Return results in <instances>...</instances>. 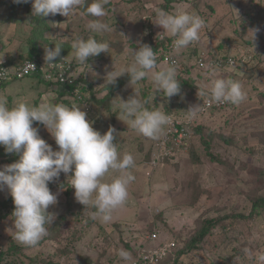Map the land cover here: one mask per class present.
I'll return each mask as SVG.
<instances>
[{"label":"rangeland","instance_id":"374dc122","mask_svg":"<svg viewBox=\"0 0 264 264\" xmlns=\"http://www.w3.org/2000/svg\"><path fill=\"white\" fill-rule=\"evenodd\" d=\"M11 1L0 0V55L4 47L13 54L17 50V53L0 64L9 59L14 60V64L22 62L19 56L27 55V42L33 31L38 26L45 27L48 29L40 41L41 64L48 65L44 60L45 47L54 50L55 43H61L63 39L62 46L67 51L62 60L54 63L65 68L72 84L82 79L92 87L81 82L78 90L84 88L81 90L83 100H78L72 92L63 93L66 85L52 83L48 86L36 78L27 77L10 80L0 89V97L6 98L9 106L21 98L33 105L48 99L52 103L80 106L94 129L101 134L110 126L116 129L114 142L118 144L121 156L130 153L134 157L135 168L130 171L135 180L128 186L125 203L113 211L110 221L104 222L99 216L92 219L93 207L85 209L76 201L75 189L68 183L74 171L61 173L58 179L49 183L50 190L58 194V203L48 209L56 214V219L48 226V235L32 247L13 238V199L6 206L0 204V252H6L14 240L23 249V253L16 257V264H134L138 248L174 243L176 247L171 249L173 253L168 260L158 264H219L223 258L229 257L234 258L233 264H259L257 257L264 254V217L247 221L232 216H249L254 195L264 196V141L256 135L264 131V0H108L105 5L107 14L99 19L108 23L113 31L103 34L92 33L87 28L90 20L97 19L84 11L92 0H87L84 7L77 8L68 18L60 14L33 16L34 0H30L29 8L19 7L10 17L13 11ZM180 8L201 16L205 21L199 41L179 51L172 48L167 54L169 62H179L177 78L191 80L183 94L167 98L155 90L151 79L146 78L134 86L129 83L119 91L111 109L99 104L98 94L105 95L101 88L106 85L105 77L114 66L116 70L126 67L133 59V49L144 43L153 48L160 34L172 37L155 24L156 11L163 9L171 13ZM255 28L260 30L253 40L250 31ZM90 35L100 41L106 40L110 52L90 56L87 64H80L71 44L78 37L87 39ZM202 52L209 56L208 62L233 57L237 66H200L196 59ZM156 55L157 61L163 57V61L157 62L159 68L169 66L162 51ZM215 78L240 81L247 91V99L238 105L227 103L222 109L200 112L194 119V126L204 127L203 133L194 131V153L201 163L194 162L187 152L162 168L151 166L152 150L163 134L159 139L146 138L128 126L127 121H122V116L121 120L119 115L114 116L113 113L119 110V98L126 101L134 96L136 87L140 90L141 100L145 101L143 94L148 92L152 105L157 97L159 108L167 115L185 118V110L197 104L202 106L204 99L210 97L207 93ZM199 88L205 93L200 97ZM33 126L38 127L39 135L52 145L53 150H59L44 125L35 122ZM204 140L210 142L211 153L224 163L211 160ZM10 154L14 156L16 153ZM14 162L17 161H3L0 169ZM119 174L110 170L102 178L103 182H110ZM62 182L64 187L60 186ZM195 186L202 190L196 202ZM9 196L7 188L0 191V202ZM222 217L227 220L226 229L220 224L197 249L176 255L185 249L201 221ZM54 224L60 228L59 235L52 238ZM121 248L131 254L129 260L119 256Z\"/></svg>","mask_w":264,"mask_h":264},{"label":"clouds","instance_id":"9594fccd","mask_svg":"<svg viewBox=\"0 0 264 264\" xmlns=\"http://www.w3.org/2000/svg\"><path fill=\"white\" fill-rule=\"evenodd\" d=\"M27 2L28 0H13L15 4ZM86 3L87 0H34L32 15L47 17L60 14L68 18ZM107 3L108 0H92L84 8L86 15L97 18L87 24L92 33L103 34L113 31L108 23L99 19L106 16ZM155 24L163 28L165 34L174 37L173 48L177 51L199 41L200 32L205 27V21L201 16L183 8L171 13L158 9ZM259 30L255 28L250 31L253 40ZM167 37L160 34L154 44L164 41ZM62 41L63 39L61 43H55L54 50L45 47L46 64L50 66L57 64L54 61L61 55ZM71 48L76 61L80 64H87L90 56L110 52L109 43L106 40L100 41L93 35L87 39L83 37L74 39ZM132 52L133 59L126 67L116 70L114 66V69L107 73L105 77L107 86L115 84L117 78L128 74L132 86L147 78L151 79L155 90L162 92L167 98L181 93L177 66L171 63L175 60L169 62L168 52L162 51L165 61L169 63V66L164 68L158 67L157 55L149 44L144 43ZM198 56L199 54L197 59ZM228 58L234 59L226 57L218 61ZM134 90L135 95L126 101L118 97L120 101L118 118L122 116L124 118L122 121H127L128 126L144 137L159 139L164 134L165 126L171 124L170 116L158 107H147L148 102L140 99V90L136 87ZM204 94L199 88V97ZM207 94L210 96L208 104L238 105L247 99V91L243 84L231 78L213 79ZM203 102L202 106L197 104L185 110L189 122L196 119L204 110ZM86 117L87 113L76 104L68 106L42 99L38 105H33L25 98H21L9 106L6 98L0 97V145L7 153L19 155L17 162L4 165L0 169V191L5 188L10 190L15 205L12 213L15 229L13 238L20 244L36 246L48 235V226L56 219V214L49 212L48 209L50 205L58 203V194L50 190L49 183L58 179L61 173L68 174L74 171L68 183L70 182L71 187L75 189L74 196L78 203L84 205L85 209L89 206L95 209L92 219L99 216L104 222L110 221L113 211L127 200L128 186L135 180L130 171L135 168L134 157L130 153L121 156L118 144L114 142L116 133L114 127L110 126L106 133L101 134ZM35 122L47 128L59 150H53L52 145L39 135L38 127L33 126ZM169 162L174 161H168L167 164ZM110 170L118 171L120 174L110 182H103L102 178ZM119 256L125 261L131 258V254L123 248L119 250ZM257 260L259 264H264V254L257 257Z\"/></svg>","mask_w":264,"mask_h":264},{"label":"trees","instance_id":"16d2710c","mask_svg":"<svg viewBox=\"0 0 264 264\" xmlns=\"http://www.w3.org/2000/svg\"><path fill=\"white\" fill-rule=\"evenodd\" d=\"M171 5H169V6H171ZM10 6H11V9L13 10V11L11 10L12 12H10V17H12L13 13L15 12V10L17 8H19V7H28L29 8L30 7V0H28L27 3H21V4H15V3H13V0H12L11 3H10ZM40 21H42V19L39 20V22ZM47 29L48 28L38 26L33 31L31 37L28 39V42H27V44H28V53H27V55L19 56L22 61L31 60V61L37 62L38 64L41 63L42 51L40 49V41L43 39L44 33H45V31ZM171 47L173 48V38L172 37H167L164 41H159L157 44H154L153 45V50L155 51V53H158V52H161V51L169 52L172 49ZM221 47L222 46H220V48ZM66 51H67V49L62 47L61 55H60V57H57L56 60H62V57L64 56ZM159 60L163 61V57H161ZM159 60L157 62H159ZM218 60H220V59H217V61ZM14 63H15L14 60L9 59V61H7L5 64H0V68L1 67L11 66ZM36 79H38L40 82H45L48 86H50L52 84V83H49V82L45 81L41 75L36 77ZM178 80L181 83V93L178 94V95L181 96L183 94L184 88L188 87L187 84L190 85L191 80H189V79L188 80H184V79H182L180 77H178ZM11 81H16V79L11 80ZM81 82H83L84 84H88L89 88L92 87V84H90V83L86 82L85 80L81 79V80H77L72 85H66V89L64 90L63 93L72 92V94L75 95L74 91L76 89H79V85H80ZM9 83H10V81H7L5 83L0 84V89L5 87ZM129 83H130V76L128 74H124L123 76L117 78V81H116L115 84L108 85V86L107 85L103 86V88H101V90H102V92L105 93V95L100 100H98L97 102L99 104L106 105V107L108 105L107 109H111V103H112L115 95L119 91H121ZM81 90L84 91V88H82ZM81 90H80V92H81ZM63 93H62V95H63ZM143 98L145 99V101L148 102L147 105H146L147 107H149V108H157L158 107L159 108L157 97L155 98V104L154 105H152L149 102L150 98L148 96V92L147 93L145 92V94H143ZM77 99L80 100L79 97ZM113 114H114V116L120 115L119 110L116 113H113ZM36 123H38L39 125L43 126L39 122H36ZM194 131H195V133L197 132V134L203 133L204 127L201 126V125L194 126ZM256 135H259L261 137V139L264 141V131H261V132L257 133ZM204 144L206 146L205 149L207 150V155L210 156L212 161H215V162H218V163H224L223 160L219 159L217 156H214L211 153L210 142H206L204 140ZM189 153H190V156H191V158H192V160L194 162L201 163V159L194 153L193 146L189 149ZM18 159H19V155L18 154H14V156H11V154L7 153L5 151V148L2 145H0V165L3 163V161H12V160L13 161H18ZM60 186L64 187L65 183L62 182V184H60ZM194 190L197 193L196 200H195V202H196L198 200V198L200 197V194L202 193V190L199 188V186H195ZM66 192L68 193V195H70L69 190H67ZM12 199H13L12 196H10L8 199H5L2 202H0V204L6 206V204L9 201H11ZM252 201H253L252 202V210H251V213H250L249 216H245V215L236 216V215H234L232 217L240 218V219L247 220V221H253V219L264 217V196L254 195ZM225 219H226L225 217L214 218V219L208 218V219H205V220L201 221L200 224H199L198 230L196 231L195 235L188 241V243L186 244L185 249H183V250H181L179 252H176V255L180 256V255H182V253H187V252H190V251H193V250L197 249L199 247V244L201 242H204L205 239L209 235H211L213 230L216 227H218L220 224L224 227V229H226L227 228V222H226L227 220H225ZM55 225H58V224H54L52 226V230H51V231H53V237L52 238H55V237H57L59 235L58 234V229L60 228V226L55 227ZM54 228H56L55 229V233L57 235L54 234V230H53ZM22 253H23L22 247L13 240V241H11L9 243V249L6 252H4V251L0 252V264H16V262H17L16 257H18ZM172 253H170V255ZM170 255L166 259H164L162 262H165L166 260H168ZM9 257H12L13 260H10ZM233 259H234L233 257L223 258L221 260V262H219V264H233V262H234Z\"/></svg>","mask_w":264,"mask_h":264},{"label":"built area","instance_id":"2783aa9c","mask_svg":"<svg viewBox=\"0 0 264 264\" xmlns=\"http://www.w3.org/2000/svg\"><path fill=\"white\" fill-rule=\"evenodd\" d=\"M177 67L179 63L177 61H172ZM197 64L200 66L208 67H235L237 62L228 58L226 60H221L217 62H208V55L204 52L200 53L197 59ZM35 65V67H33ZM64 67L61 64L47 65L38 64L34 61L26 60L22 63H17L13 66L0 68V84L10 81L12 79H23L26 77H38L42 76L43 79L49 83H58L62 86L72 84L64 72ZM75 95L79 99H83L80 90L76 89ZM210 97L204 100V110L201 112H207L211 109H221L226 103H211L208 104L207 101ZM203 102V103H204ZM203 105V104H202ZM171 118V124L165 126V131L160 140H158L153 148L151 165L154 168L162 167L167 164L168 161H176L182 154L187 153L194 143L195 133L193 130L194 120L189 122L186 117L179 118L173 115H169ZM148 241L151 237H147ZM176 246L175 244H169L168 246L159 245L157 247H141L138 248V258L135 260L134 264H158L160 261L168 257V255L173 251Z\"/></svg>","mask_w":264,"mask_h":264},{"label":"crops","instance_id":"0c3cea01","mask_svg":"<svg viewBox=\"0 0 264 264\" xmlns=\"http://www.w3.org/2000/svg\"><path fill=\"white\" fill-rule=\"evenodd\" d=\"M15 51H16V53H17V50H15ZM2 53H3V54L0 55V62H3L6 58H8V56H12V55H15V54H16V53H15V54L11 53L10 50H9V49H6L5 47L3 48V52H2ZM21 54H22V53H21ZM21 54H20V55H21ZM116 56H117V55H116ZM88 80L91 81V78L89 77ZM88 80H87V81H88ZM87 86L89 87L88 84H87ZM98 97H99L98 99H101V98H102V94H98ZM10 195H11V194H10ZM9 197H10V196H9ZM9 197H8V198H9Z\"/></svg>","mask_w":264,"mask_h":264}]
</instances>
